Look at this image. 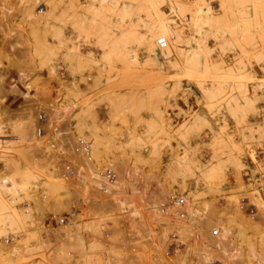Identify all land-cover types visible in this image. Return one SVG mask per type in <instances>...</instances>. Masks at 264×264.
<instances>
[{
	"label": "rangeland",
	"instance_id": "obj_1",
	"mask_svg": "<svg viewBox=\"0 0 264 264\" xmlns=\"http://www.w3.org/2000/svg\"><path fill=\"white\" fill-rule=\"evenodd\" d=\"M90 1L28 0L23 4L21 0H0V124L5 125V129L0 130V187L1 181L4 182L0 188V262L108 264L105 252L118 256L125 253L123 238L128 229L141 235L145 231L144 228L152 226V223H160L165 228L164 235H167L169 230L178 226L176 218L160 213L161 202L166 201L171 193H178L185 196L190 206L199 210L198 212L204 208L206 225L209 218L219 216L223 211L233 213L232 202L235 198L238 199L241 213L244 215L241 233L245 241L239 240L237 248L241 249L249 264H264V211L260 207L257 208L253 196H249L251 183H254L264 198V132L261 131H264V84L258 79L264 75V0ZM176 3H180V7ZM90 4H94L92 10H98L100 18L111 21L107 22L106 26L110 28L111 36L105 37L115 35L118 38L122 34V37H119L120 42L117 40L120 49H130L136 53L137 59L142 61L139 69H142L141 71H131L133 78L137 79L136 75L144 73L145 70L146 75H140L139 78L141 80L147 76L148 79L152 72L149 71L148 75L147 70L157 72L161 69L169 74L167 80L154 72L155 75L153 74L149 81L135 80L132 76L129 77L131 72L126 74L128 69L121 63L109 72L110 74L97 78L98 82L93 80L92 76L100 67L94 63L96 67L87 68L89 71L84 68L81 73L73 76V71L66 66L65 57L60 52L63 49H55L59 40L53 37L51 31L54 26L65 27L61 46L70 44L75 38L72 21L77 15L85 13L84 6H91ZM207 14V17L213 19L210 23L205 18ZM162 20L170 24L177 36L185 38L188 34L192 36V33L204 38L210 50V59L215 61L216 67L232 65L245 69L246 72L252 71L256 79L242 78V88L246 89L244 92L247 97L252 98L254 111L245 106L248 109L236 119L221 103L214 107L217 121H222L225 125V130L219 128V123L211 117L201 91L205 87L211 88L214 83L229 87L234 80L226 76L214 78L211 73L204 74L206 76L202 74L203 77L199 76V79L195 77V80L175 74L178 65L183 62L182 52L187 44L184 40L179 43L169 40L170 44L175 42V47H171L172 52L168 58H162L158 51L160 44L164 45V38L160 37L161 34L158 35L159 31L156 30L158 24H163ZM102 24L105 25L106 21L101 22L99 28ZM128 27L137 30L136 33L127 32ZM154 31H157V35L153 34ZM96 32L99 33L98 30ZM148 33L157 36L155 39L160 37L159 44L155 46V55L163 64L160 67L143 63L147 61L145 59L153 57L149 52L151 50L148 43L139 41L143 36L150 35ZM173 36L175 35L171 38L175 39ZM94 41H97L96 34L92 36V40L79 37L77 43L84 54L90 51L99 55L98 49L91 48ZM49 47L54 48L56 54L51 62L54 65L53 70L50 68ZM172 75L176 77L173 78ZM127 78L131 79L127 81ZM175 80H178L180 85L173 89ZM137 83L141 86L139 84L140 87H136ZM77 87L84 93L77 96ZM162 87L170 93L163 89L157 90ZM233 91L237 93L238 89ZM115 92L121 95L135 92V95L132 94L135 100L129 95H123L126 96H122L124 99H121V96L119 98V95L112 97ZM238 97L240 103H245L241 95ZM115 98L121 101L117 103ZM110 102H114L112 105L117 108L131 105V112L120 110V107V112L116 115V110L111 107ZM90 105L94 107L99 119L106 122V133L118 142L119 139L127 140L130 131L134 129L136 134H143L149 119H154L158 128L169 132L166 134L160 131V128L154 145L144 137L145 144L142 140L143 142L124 145L123 150L113 148V152L107 154L108 156L103 153L101 157H93L94 165L98 167L105 166L111 160L116 162V178H120L118 186L121 188L113 186L118 192L112 191L110 196L99 193L97 189L82 190L76 181L63 179L59 170L54 168V160L50 155L48 138H56L60 130H68L72 138L83 137L89 144L90 125L94 123L90 113L92 110H88L91 109ZM154 110L160 112L161 118ZM39 112L44 114L41 121L44 122L45 128L43 136L37 135L34 129L39 121ZM198 114L211 117L214 130L207 125H198ZM160 120L163 123H160ZM185 129L188 130L187 138H181L179 145L178 135ZM257 130L258 132H254ZM213 136H216L215 139ZM164 139H167L168 143ZM220 140L222 141L219 144ZM238 145L243 147L242 153H239ZM93 149L94 147L91 152ZM189 150L193 158L199 159V163L195 160L187 161L182 171L169 176L168 170L175 153L183 156ZM252 153L255 159L251 157ZM129 158L131 161L127 162ZM204 159L210 160V165L215 168L213 177L208 181L205 179ZM128 170L129 174L125 178ZM121 172L123 174L120 177ZM221 172L225 175L224 181ZM240 176L241 178H238ZM19 184L24 186V189L15 192L14 188ZM240 185L245 187L240 188ZM236 194L238 198L231 197ZM71 205H74V213H70ZM49 213H55L59 217L66 216L64 221L47 225L45 217ZM236 237L240 239L237 232ZM140 248L136 250L138 254L143 252V248ZM190 252L187 251L186 255ZM181 254L185 253L179 252L175 259L180 260L182 264L184 255ZM114 264L133 262L119 260Z\"/></svg>",
	"mask_w": 264,
	"mask_h": 264
},
{
	"label": "bare ground",
	"instance_id": "obj_2",
	"mask_svg": "<svg viewBox=\"0 0 264 264\" xmlns=\"http://www.w3.org/2000/svg\"><path fill=\"white\" fill-rule=\"evenodd\" d=\"M28 0H21V2L24 4V3H26ZM94 0H91L90 2H93ZM113 1H115V0H113ZM119 1V0H118ZM70 3H72V1H70ZM218 3V2H217ZM180 3H178V5H179ZM219 4V3H218ZM91 6H87L86 5V7L84 6V8H85V13H82V14H79V15H77L76 16V18L72 21V24H71V26H72V28H73V30H74V32H75V38H73L69 43L70 44H67V45H64V47L63 46H61L62 45V43H63V40H62V37H64V31H65V27H53V30L51 31V34L53 35V37H55V38H57L59 41H58V44L59 45H56L55 46V49H56V51H58V50H62L63 49V51H60L61 52V54L62 55H64V57H65V64H66V66L67 67H69V69L71 70V71H73L72 73H73V76H75L76 75V73H78L79 74V72L81 73V70H83L84 68L85 69H87V68H89V69H91V67L92 66H94V67H96L94 64H98L99 65V67H100V69H99V71L95 74V75H93L92 77L94 78L93 80H97V78H100L103 74H108L109 72H112V70H114V68H116L117 67V65L119 64V63H121V65L122 66H124V67H126L125 69H128V70H130V71H128L127 70V73L126 74H129L132 70H137L138 69V71H141V70H139L140 69V67H141V64H142V61H140L139 59H137V56H136V53H134L133 51H131L130 49H124V50H121L120 49V47H119V42H120V39H119V37H122V34H120L119 36H118V38L114 35V37H110V38H107L108 36H111V31H110V28H107L106 26H107V22L108 23H110L109 21H107V20H103L102 18H100V13H99V11L98 10H92V8L94 7L92 4H90ZM176 5H177V3H176ZM177 5V6H178ZM182 6V5H181ZM69 7V6H68ZM179 7H180V5H179ZM84 8H83V10H84ZM69 10H70V8H69ZM69 10H68V12H69ZM92 10V11H91ZM77 14H78V12H77ZM76 15V14H75ZM74 15V16H75ZM209 14H207L206 15V20L208 21V23H210V22H212V17H211V19H210V16L209 17H207ZM72 17H73V15H71ZM208 18L210 19V20H208ZM99 19H101V20H99ZM135 20H136V18H135ZM165 20V19H164ZM164 20H162L163 21V24H161L160 22V24H158L159 25V27H158V29H156L157 31H159L157 34L158 35H160V37H162V38H164V45L163 46H161V44H160V48H159V54H160V56L162 57V58H168L169 56H170V53L172 52V49H171V47H175V45L173 46V44L177 41V43H179V41L181 40V41H185L184 43H186L187 44V47H186V52H185V50H183V52H185V54L182 52V57L181 58H183L184 57V59H183V62L180 64V65H178L179 66V68L177 69V68H174V69H177L176 70V73L175 74H182V75H185L187 78H193V80H195L196 78L197 79H199V76H201L202 74H203V76H206V75H204V74H210L211 73V76L212 77H214V78H216L217 76H226V77H229V78H232L233 80H234V83H232L231 85H229V87H222L219 83H214V85L211 87V88H202V96L204 97V99L206 100V104H207V106H208V108H209V110H210V114H211V117L213 116V119L215 120V121H217L218 120V118H217V116L215 115L216 114V112H215V109H214V107L215 106H217V105H219V104H221V103H223L224 105H225V107L227 108V110L230 112V114L234 117V118H236L240 113H242V112H244V111H246V109H248V108H245V106H249V107H251V109L254 111V107H253V105H252V102H253V100H252V98L250 97V98H248L247 97V95H246V92H244V90L246 91V89H244L243 90V88H242V86H243V81H242V78H244V79H246L247 77H253V78H255L256 79V77L254 76V73H252V71H248V72H246V70L245 69H238V68H235V67H233L232 65L231 66H225L224 68H219V67H216L215 66V61L214 60H211L210 59V50L207 48V46H206V42H205V40H204V38L202 39V38H200L199 37V35L198 34H192L191 33V35L192 36H190V34H188L185 38H183V36H181V35H179V36H177L176 34H175V32H173V29L171 28V26H170V24L169 23H167L166 21H164ZM99 21H100V23H99ZM103 21H106V24L105 25H101V27L99 28V24H101V22H103ZM161 21V22H162ZM210 21V22H209ZM98 22V24L96 25V23ZM207 23V22H206ZM109 25V24H108ZM98 26V27H97ZM111 26H112V24H111ZM155 26V25H154ZM110 27V26H109ZM98 28V29H97ZM95 29H96V31L98 30V32L99 33H97L96 31H95ZM112 30H113V28H111ZM155 30V29H154ZM126 31L127 32H132V34H134V33H136V31H135V29L133 28V30H132V27L130 28V27H128L127 29H126ZM134 31V32H133ZM157 31H154L153 32V34L154 35H157V34H155ZM96 32V33H95ZM172 32L174 33V34H172ZM110 33V35H108ZM95 34H96V37H97V41H94L93 42V44L91 45V44H89V45H91V48L92 49H98L99 51H100V54L99 55H96L95 53H90V51H89V53L88 54H84L82 51H81V49H80V46L78 45V38L79 37H83V38H85V39H88V40H92V36H95ZM125 34H126V32H125ZM142 34V33H141ZM148 34H150V33H148ZM113 35V34H112ZM124 35V34H123ZM152 34H150V35H147V36H143L142 38H140V40L139 41H146L147 43H148V45H149V49L151 50V51H149V52H151L152 53V55H153V57H149V58H147V59H145V60H147V61H143V63H145L144 65H146V63H149V65L150 66H157V67H160V66H162L163 64H162V62L161 61H159V59H158V57H156V51H155V46H156V44L158 45L159 44V38H156L155 39V37H157V36H151ZM172 35H175V36H173V37H175V39H177V40H175L174 38L172 39L171 37H172ZM105 36H107V37H105ZM116 37V38H115ZM117 40H119V42L117 41ZM156 40V41H155ZM175 41L173 44H172V42H171V44H170V41ZM172 45V46H171ZM178 45V44H177ZM54 48H52V47H49V62H50V68H51V70H53L54 69V65L51 63L52 62V57H53V55H56L54 52V50H55ZM58 49V50H57ZM174 49V48H173ZM184 49V48H183ZM37 50V49H36ZM44 50V49H43ZM174 51V50H173ZM38 52V51H37ZM56 53H58V52H56ZM59 54V53H58ZM180 58V59H181ZM165 60H167V59H165ZM164 60V61H165ZM168 61V60H167ZM94 63V64H93ZM46 64H47V62H46ZM143 65V66H144ZM148 66V65H147ZM143 68V67H142ZM123 69V68H122ZM88 70V69H87ZM124 70V69H123ZM144 70V69H143ZM152 70V69H151ZM147 70L148 71V75H150V72H152L151 73V75L150 76H148L149 78L147 79L146 77L147 76H145L144 78H141V80H143V79H145V80H143V81H149L150 80V78H151V76L154 74V73H158L159 74V76L162 78H165V80H167L166 78L168 77V75L169 74H166V72H162V70L161 69H158L157 70V72H155L154 70ZM89 71V70H88ZM150 71V72H149ZM123 72V71H122ZM124 72H125V70H124ZM129 72V73H128ZM146 71L144 70V73L142 72V74H138V75H136L138 78L136 79V78H133V76H132V72H131V75L129 74V77L130 76H132L131 78H133V79H135V80H140V78H139V76L140 75H146V73H145ZM154 72V73H153ZM75 73V74H74ZM90 73V72H89ZM110 74V73H109ZM116 74V73H115ZM114 74V75H115ZM135 74H137V72H135ZM155 75V74H154ZM153 75V76H154ZM116 76V75H115ZM114 76V77H115ZM117 76H118V74H117ZM116 76V77H117ZM135 76V75H134ZM135 76V77H136ZM152 76V77H153ZM159 76H158V78H159ZM171 76V75H170ZM181 76V75H180ZM203 76H201V77H203ZM89 77H91V76H89ZM103 77V76H102ZM109 77V76H108ZM120 77V76H119ZM126 77H128V76H126ZM141 77V76H140ZM172 77L173 78H175L176 76H174V75H172ZM196 77V78H195ZM87 78V77H86ZM122 78V77H121ZM121 78H120V80H121ZM124 78V77H123ZM130 78V79H131ZM170 78V77H169ZM168 78V79H169ZM182 78V77H181ZM195 78V79H194ZM109 80H110V78H108ZM128 79V78H127ZM130 79H128L127 81H129ZM152 79V78H151ZM154 79H156V78H154ZM236 79H238V80H236ZM258 79L260 80V81H263V84H264V75H263V77L262 78H259L258 77ZM125 80V79H124ZM140 80V81H141ZM249 80V79H248ZM247 80V81H248ZM123 81V80H122ZM154 81V80H153ZM158 81V80H157ZM96 82H98V81H96ZM246 82V81H245ZM130 83V82H129ZM133 83V82H132ZM131 83V84H132ZM141 83H143V82H141ZM154 83H156V82H154ZM161 83V82H160ZM183 83V82H182ZM75 84H77V83H75ZM130 84V85H131ZM138 84V83H137ZM137 84L135 85L136 87H140L141 86V84H140V86H139V84H138V86H137ZM246 84V83H245ZM127 85H128V83H127ZM142 85H144V84H142ZM161 85V84H160ZM170 85H172V84H170ZM179 81L178 80H175L174 82H173V85H172V87H173V89H175L176 87H179ZM247 85V84H246ZM158 86V85H157ZM78 89H77V96H79V95H81V94H83L84 92H83V90L80 88V87H77ZM132 88V87H131ZM170 88V87H169ZM235 88H237L238 89V92L237 93H235V91H233V89H235ZM242 88V89H241ZM245 88V87H244ZM29 89V88H28ZM135 89H137L138 90V88H135ZM134 89V90H135ZM161 90V89H163V90H165L164 89V87H162V88H158L157 90ZM172 89V88H171ZM179 89V88H178ZM188 89V88H187ZM248 89V88H247ZM110 90V89H109ZM168 89H166L165 90V92H168L167 91ZM249 90V89H248ZM172 91V90H171ZM136 92V91H135ZM135 92H134V94L133 95H135ZM159 91H157V93H158ZM165 92H163V93H165ZM114 93V92H113ZM112 93V94H113ZM121 93V92H120ZM168 93H170V92H168ZM189 93H191V92H189ZM250 93V92H249ZM102 94V93H101ZM131 93L130 94H128L129 96H132V99L133 100H135V97L132 95ZM138 94V93H137ZM160 94L162 95V93L160 92ZM103 95V94H102ZM110 95H111V93H110ZM114 95H116V96H114ZM118 95H119V98H121L123 95H126L125 93L124 94H119V93H117L116 94V92H115V94H113L112 95V97L114 96V97H118ZM128 95H126L127 97H128ZM138 95H140V92H139V94ZM151 95V94H150ZM238 95H241V97H243L244 99H245V103L243 102H239L238 101ZM101 96V95H100ZM105 96V95H104ZM104 96H102V98L104 99L105 97ZM106 96H108V95H106ZM121 96V97H120ZM125 96V97H126ZM124 97V96H123ZM121 98V99H124V98ZM134 97V98H133ZM136 97H138V96H136ZM140 97V99H141V96H139ZM163 97V96H162ZM168 97V96H167ZM195 97V96H194ZM253 97V96H252ZM108 98V97H107ZM106 98V99H107ZM119 98H117V99H119ZM144 98V97H143ZM152 98H153V94H152ZM116 99V98H115ZM116 99V102L118 103V101H121V100H117ZM128 99V98H127ZM131 99V100H132ZM167 99V98H166ZM132 100V101H133ZM144 100V99H143ZM149 100V99H148ZM92 101V100H91ZM110 101V100H109ZM113 101V100H112ZM115 101V100H114ZM124 101V100H123ZM130 101V100H129ZM131 101V102H132ZM115 102V103H116ZM157 102V101H156ZM93 103V102H92ZM111 103V102H110ZM112 103H114V102H112ZM112 103H111V105H112ZM120 103V102H119ZM122 103V102H121ZM120 103V104H121ZM125 103H126V99H125ZM133 103H136V102H134L133 101ZM133 103H131L132 104V106H134L133 105ZM159 102H157V104H158ZM130 104V103H129ZM76 105V104H75ZM116 105V104H115ZM146 105V104H145ZM154 105H156V103L154 104ZM95 106V105H94ZM125 106V105H124ZM129 106V105H128ZM128 106H125V107H123L122 108V106H120V107H113V105L111 106V107H113V109H115L116 111V115H118L119 114V108H120V110L122 109V110H129L130 112H131V105L128 107ZM150 106V105H149ZM138 107V106H137ZM148 107V106H147ZM89 108H91V109H88L89 111L90 110H92V112L90 111V113H92V118H94V123L92 124V125H90L91 127V134L89 135V139H90V141H88L89 142V146L91 147V149L94 147V151H95V153H93V152H91V157H92V160H93V157H95L96 156V158H97V156H99V157H101V155L104 153V155H107V154H109V153H112L113 152V148H115V150L116 149H124L125 148V146L124 145H128V144H131V143H136V142H143L144 141V137H147V139L149 140V141H151V142H153V145L156 143V141H157V139H158V134L160 133L159 132V129L161 128H158V124H156V122L154 121V119L153 120H151V119H149V121H148V125H147V127H146V130H145V132H143V134H136L135 133V129L134 130H132V131H130V133H129V135L127 136L128 137V139L127 140H122V139H119V142L116 140V138H114V137H112V136H110V135H108L107 133H106V128H105V123L103 122V121H101L100 119H99V117H98V115H97V113L94 111L95 109H94V107H91V105H90V107ZM93 108V109H92ZM118 109V110H117ZM136 109V108H135ZM156 109V108H155ZM132 110H133V108H132ZM137 110V109H136ZM159 111L161 110V109H158ZM158 110H154V112H156V115H157V113L158 114H160V112L158 111ZM87 112V111H86ZM109 112H112V111H109ZM163 111L161 110V113H162ZM118 113V114H117ZM132 113H133V111H132ZM205 113V112H204ZM245 113V112H244ZM135 114H137V112L135 113ZM188 114V113H187ZM197 114V113H196ZM195 114V115H196ZM90 115V114H89ZM243 115V114H242ZM113 116V115H112ZM136 116V115H135ZM161 114H160V118H161ZM241 116V115H240ZM153 117V116H152ZM158 117V118H159ZM211 117H209L208 115H206V114H198L197 116H196V121H197V123H198V125H207L210 129H213L214 130V122H213V120H212V118ZM243 118H244V115L242 116ZM246 117V116H245ZM159 118V119H160ZM114 119V118H113ZM189 119V118H188ZM237 119V118H236ZM93 120V119H92ZM137 120V119H136ZM194 120V119H193ZM192 120V121H193ZM240 120H241V118H240ZM139 121V120H138ZM161 121V120H160ZM167 121H168V119H167ZM195 121V122H196ZM218 123H219V128L221 127V128H224L225 127V125H224V123L222 122V121H217ZM240 122V121H239ZM112 123V122H111ZM160 123H163V121H161ZM216 123V122H215ZM263 124V123H262ZM183 125H185L184 123H183ZM191 125V128H192V123L190 124ZM257 125V124H256ZM264 125V124H263ZM134 126V125H133ZM162 126H163V124H162ZM115 127V126H114ZM135 127V126H134ZM176 127V126H175ZM179 127V126H178ZM182 127V126H181ZM189 127V126H188ZM188 127H187V129H188ZM259 127V126H258ZM260 127H261V124H260ZM190 128V127H189ZM197 128H199V126L197 127ZM162 129V128H161ZM177 129V128H176ZM179 129H180V127H179ZM178 129V130H179ZM187 129H185L183 132H181L180 131V133H179V139H178V141H177V143L180 145L181 144V138H182V140L183 139H186L187 138V133H188V130ZM251 129V128H250ZM254 129V128H253ZM260 129V128H259ZM108 130V129H107ZM224 130H225V128H224ZM255 130V129H254ZM160 131H164L165 132V130H160ZM262 132H264L263 130H261ZM128 132V131H127ZM137 132V131H136ZM161 132V133H162ZM254 132H258V130L257 131H254ZM166 134L167 133H169L168 131L167 132H165ZM165 133H162L163 135L165 134ZM177 133V132H176ZM223 133V132H222ZM214 134V133H213ZM203 135V134H202ZM218 135V134H217ZM216 135V136H217ZM220 135V134H219ZM113 136H115V135H113ZM154 136H155V138H154ZM215 136V137H216ZM227 136V135H226ZM203 137V136H202ZM208 137V136H207ZM214 137V136H213ZM212 137V138H213ZM215 137H214V139H215ZM221 137V136H220ZM219 137V138H220ZM252 137V136H251ZM261 137H263V136H261ZM87 138H88V136H87ZM163 138V137H162ZM219 138H217L218 140H219ZM253 138V137H252ZM75 139H76V137H75ZM168 139V138H167ZM166 139V140H167ZM222 139V138H221ZM143 140V141H142ZM160 140V139H159ZM161 140H163V139H161ZM165 139H164V141L165 142H167L168 143V141H166ZM204 140V139H203ZM207 140V139H206ZM230 140V139H229ZM222 140H220L219 141V144H220V142H221ZM231 141V140H230ZM234 141V140H233ZM145 142L146 141H144L143 143L145 144ZM227 142V141H226ZM258 142V141H257ZM262 142V141H261ZM228 143V142H227ZM231 143V142H230ZM236 143V142H235ZM234 143V144H235ZM150 144V143H149ZM152 144V143H151ZM246 144V143H245ZM248 144V143H247ZM112 145L114 146V147H112ZM116 145H117V147H116ZM229 145V144H228ZM223 146H225V145H223ZM239 146V145H238ZM128 147V146H127ZM129 147H133V146H129ZM153 147H155V146H153ZM234 148H235V146H233ZM215 149V148H214ZM220 149H222V148H220ZM114 150V151H115ZM238 150H239V153H242L243 152V147L242 146H239L238 147ZM216 151V150H215ZM214 151V152H215ZM217 151H218V148H217ZM177 152V151H176ZM212 152V151H211ZM233 152V151H232ZM222 153H224L223 151H222ZM95 154V155H94ZM209 155V154H208ZM213 155V154H212ZM108 156V155H107ZM202 156H204V155H202ZM227 156V155H226ZM229 156V155H228ZM236 156V155H235ZM174 158H173V160L171 161L172 162V165H170V167H169V170H168V175L169 176H173V175H175V174H177L178 172H180V171H182V169L184 168V166H186V163H187V161H193V160H195V162H197V163H199V159H195V158H193L191 155H190V150L188 151V152H186V154L185 155H183V156H181V154H179L178 152L177 153H175V155L173 156ZM201 157V156H200ZM222 157V156H221ZM220 157V158H221ZM224 157V156H223ZM251 157H253V159H255V157H254V154L252 153L251 154ZM134 158V157H133ZM170 158H171V156H170ZM204 158V157H203ZM136 159V158H135ZM206 159V158H205ZM204 159V160H205ZM234 159H235V157H234ZM239 159V158H238ZM224 160V159H223ZM237 160V159H236ZM94 161V160H93ZM131 161V158H129L128 159V161L127 162H130ZM136 160H134V162H135ZM109 162V161H108ZM107 162V163H108ZM126 162V161H125ZM99 163V162H98ZM106 163V164H107ZM205 179L208 181L209 179H211L212 177H213V175H214V173H215V168H213V166H211L210 165V160H205ZM231 164V163H230ZM221 165H222V162H221ZM106 166V165H105ZM199 166H201L200 164H199ZM245 166V165H244ZM244 166H242V167H244ZM251 166V165H250ZM95 167H97V168H102V167H98V166H96L95 165ZM104 167V166H103ZM226 167H228V166H226ZM128 169V168H127ZM221 169H223V168H221ZM240 169V168H239ZM252 169V168H251ZM123 170V169H122ZM121 171V170H120ZM224 172V171H223ZM223 172H221L222 174H223ZM240 172V171H239ZM120 174V177H121V175L123 174V172H121V173H119ZM129 174V170H128V172H126V174H125V178L127 177V175ZM119 176V175H118ZM225 175L223 174V181L225 180L224 177ZM129 177V176H128ZM238 178H241V176L240 177H238ZM237 177H236V179H238ZM258 178V177H257ZM123 179H124V177H123ZM256 180V179H255ZM242 182V181H241ZM240 182V183H241ZM120 183V178L119 179H116V181L114 182V183H106V184H104V185H102V190H98L99 191V193L101 192V194H103V195H111V193H113L112 191H116V192H118V190H114V188H112L113 186H115V185H117L118 186V184ZM123 183V182H122ZM243 183V182H242ZM251 183V182H250ZM260 183V182H259ZM3 184H4V182L3 181H1V187L0 188H2V186H3ZM247 185V184H246ZM80 186V185H79ZM241 186L242 185H240V188H241ZM119 188H121L120 186H118ZM242 187H245V186H242ZM246 187H248V185L246 186ZM118 188V189H119ZM234 188V187H233ZM239 188V189H240ZM24 189V186H22V185H17V186H15V188H14V191L15 192H21L22 190ZM236 189V188H235ZM235 189H234V191H235ZM238 189V188H237ZM244 189V188H243ZM246 189V188H245ZM231 190V189H230ZM233 190V189H232ZM260 189H258V187H257V185H255L254 183H251V187H250V193L249 192H246V194L247 193H249L250 195L249 196H253V199L255 200V202H256V204H257V208H261L263 211H264V198L261 196V194H260V191H259ZM90 191H93V190H90ZM244 193V192H243ZM174 193H171V195H173ZM171 195H169V196H171ZM229 195V194H228ZM169 196H167V198H166V201H163V202H169ZM232 196H237V198H238V194H236V195H231V197ZM245 196H247V195H245ZM240 197V196H239ZM228 198V197H227ZM229 199V198H228ZM231 201V200H230ZM188 202V201H187ZM253 203V202H252ZM189 204V203H188ZM232 204H233V207H234V209H233V213H229V212H227V211H223V213L222 214H220L219 216H216V217H211V218H209V221H208V223H207V227L208 226H210V224H212V225H215V226H219V228L222 230V235L223 236H225V235H227V234H230L231 235V237L236 241V247L238 246V244H237V242H239V240H242V241H245V239L244 238H242L243 236H242V234L243 233H241V231H242V229H243V227H244V215H243V213H241V206H240V203H239V200L238 199H234L233 200V202H232ZM168 208H171V205H168ZM261 209H260V211H261ZM197 213H199L198 211L199 210H196V208L194 209ZM224 212H227V213H224ZM231 212V211H230ZM218 213V212H217ZM261 213V212H260ZM262 214V213H261ZM216 215V214H215ZM263 215V214H262ZM212 216H214V214L212 215ZM236 232H237V236L238 237H240V239H237V237H236ZM181 252H183V251H181ZM186 252L187 251H185V252H183V253H185V254H183L184 255V259H183V261H182V263H184V264H186L187 263V259L189 258V255H190V253H188L187 255H186ZM182 255V254H181ZM182 255V256H183ZM180 261V260H179Z\"/></svg>",
	"mask_w": 264,
	"mask_h": 264
},
{
	"label": "built area",
	"instance_id": "obj_3",
	"mask_svg": "<svg viewBox=\"0 0 264 264\" xmlns=\"http://www.w3.org/2000/svg\"><path fill=\"white\" fill-rule=\"evenodd\" d=\"M38 119L34 129L37 135L43 136V112L38 113ZM3 129L5 125L0 124V130ZM48 140L54 168L59 170L63 179L76 181L82 190L88 191H100L103 189L102 185L116 181V162L111 160L102 168L95 167L91 147L83 137L78 136L75 139L69 135L68 130H60L56 138ZM168 205H171V208H168ZM74 210V205H71L70 213H74ZM160 213L176 218L178 226L169 230L167 235H164L165 228L160 223H152V226L144 228L145 231L141 235L128 229L123 238L125 253L118 256L105 252L108 264L119 260L133 264H181L175 258L179 252L189 250L191 252L186 264H249L241 249L236 247V241L231 235L223 236L219 226L207 227L204 223V208L197 213L188 204L185 196L178 193L169 196V202H161ZM65 216L59 217L55 213H49L45 217V223L52 225L64 221ZM140 247L143 248L142 254L136 252Z\"/></svg>",
	"mask_w": 264,
	"mask_h": 264
}]
</instances>
